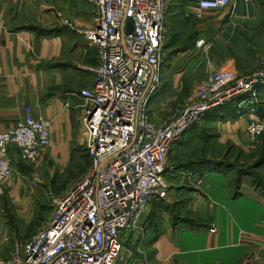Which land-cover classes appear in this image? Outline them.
Masks as SVG:
<instances>
[{
    "label": "crops",
    "instance_id": "1",
    "mask_svg": "<svg viewBox=\"0 0 264 264\" xmlns=\"http://www.w3.org/2000/svg\"><path fill=\"white\" fill-rule=\"evenodd\" d=\"M57 6L72 26L55 15ZM96 16L85 0H0V130L16 128L26 106L48 119L52 130L51 145L39 165L25 163L19 150L11 148L15 173L2 190L17 211H31L47 187H59L73 154L86 145L79 93L94 83L99 57L83 29L93 25ZM168 29V72L173 77L169 82L163 73L164 84L153 106L168 99L173 87L183 86L191 67L201 75V56L176 69L201 51L199 39L208 42L213 65L237 72L256 66L264 56V0H235L217 12L200 11L197 0H174ZM209 61L206 58L204 68ZM259 96L264 97V88ZM237 104L211 112L207 119L222 130L218 142L237 148L239 157L254 164V173L240 168L232 173L211 170V175L197 171L198 184L202 178L208 180L206 191L199 185L191 190L188 203L178 204L183 210L180 218L187 216L190 222L179 219L175 225L166 216L159 225L153 204L160 201L152 202L146 211V237L123 254L120 264H264L258 244L264 239V136L261 143H252L248 135V125L264 117V109L257 106L240 114ZM165 207L162 212L168 213Z\"/></svg>",
    "mask_w": 264,
    "mask_h": 264
},
{
    "label": "built area",
    "instance_id": "2",
    "mask_svg": "<svg viewBox=\"0 0 264 264\" xmlns=\"http://www.w3.org/2000/svg\"><path fill=\"white\" fill-rule=\"evenodd\" d=\"M173 2L95 0L96 22L84 36L97 47L99 66L94 83L79 93L91 167L54 199L51 216L38 231L16 240L0 264H120L126 233L152 202L169 193V153L187 127L237 98L254 101L259 96L264 63L247 78L212 66L189 104L170 120L156 121L153 101L164 84V45ZM234 2L197 0V6L202 12H217ZM196 45L208 48L203 39ZM248 134L252 143L264 136V117L250 122ZM51 142V122L35 116L30 106L16 128L0 130L1 193L14 175L11 148L27 163L39 165ZM258 244L264 250V239Z\"/></svg>",
    "mask_w": 264,
    "mask_h": 264
},
{
    "label": "rangeland",
    "instance_id": "3",
    "mask_svg": "<svg viewBox=\"0 0 264 264\" xmlns=\"http://www.w3.org/2000/svg\"><path fill=\"white\" fill-rule=\"evenodd\" d=\"M85 1L88 2L94 10H96L95 0ZM54 11L55 15L60 17L62 21H65L67 25L72 26L69 18L63 15V10L59 9V7L57 6ZM85 29H83V35ZM168 30L169 29H167V34ZM168 35L165 38L164 48L166 54L163 61L162 71L163 73H167V77L170 82L173 74L171 72H168V62L172 55L170 53V49L168 50V48L166 47L169 41ZM208 50L209 48L201 49L198 54H196L195 56L194 54H191L185 60H182L183 62L181 64L176 66V69L177 67L180 68L186 64L188 66L191 60L195 57L201 56L204 58L203 62L201 63L202 66L200 67V70L203 71L201 72V75H197L196 70L191 67L189 69V72L187 73V76L183 79V86L180 88L173 87V90L169 92L170 94L168 96V99L162 102L157 101L156 105L153 106L154 113L156 114V121H158V123H164L170 120L175 114L178 113L179 110L190 103V98L192 97L196 85L207 77L209 67H211L210 64L212 63L209 61V58L207 56L209 54L210 57V53ZM177 53L178 52H175V54ZM206 58L207 61H209L208 68L203 67ZM263 63L264 56L261 60L257 59L256 66L252 67L246 72L238 71L240 73L239 75L243 78L251 77L258 73V71L261 69V66H263ZM212 66L217 69L222 68L220 66L218 67V65L216 66V64H212ZM94 70L95 74L97 75L98 67H96ZM233 102H238L237 107L239 108L238 113L240 114H247V112L255 111V108L257 106H261L262 109H264V97L261 96H258L254 101H250V98L243 96L237 98V100ZM231 103L232 102L211 112L219 113V111L217 110L222 109ZM211 112L207 114L204 120L199 124L196 123L188 126L181 139L176 143V145L171 149V152L169 153V173L166 174L169 193L165 199L161 200L162 202L160 201L156 205L153 204V207L155 206V220L157 223H159V225H161L162 221L167 220L165 219L166 216L168 220L174 222L175 225L179 219H181L182 221L190 222L187 216H185L184 218H180L183 210L181 207L182 205L178 206V204H185L186 202L188 203L191 197V190L195 189V187L199 185H201L206 191L205 183L207 184L208 180L203 178L201 179L200 177L202 182L198 184L199 181L197 179V171H202V173L205 172L208 173V175H211L213 174V171L211 172V170H224L226 173H232L233 169L238 170L240 168L242 169V172L254 173V164L248 163L249 159H246L245 157H243V155L242 157H239V155H237L239 153L237 148H226L227 145H222L220 142H218L219 138L221 137L220 132L222 130L215 126L213 127V124L215 122H213L212 118H210V120L207 119ZM262 138L263 137L259 139L260 143L262 141ZM208 159H212L213 161L209 163ZM243 159L247 161L241 163ZM24 162L27 163L26 161ZM90 167L91 161L86 154V145H84L81 149H79V151L73 154L68 169L65 170V172L57 182L61 183V185L59 187H47V189H45V192L43 191L40 195L38 203H36L35 207H33L34 209L27 213L17 211L14 208L13 204L10 202L7 196V192L0 193V260L2 258L6 259L11 254L14 242L16 240L29 239L38 231L40 226L51 216L54 199L59 195H62L74 181L86 174ZM166 205H168L169 207H167V209H169L168 213L166 211L162 212V210L166 208ZM185 213H187L189 216L192 215L191 211ZM162 214L164 217L161 218L160 215ZM146 220L147 212L145 211L137 220L136 227L133 229V231L131 233H126L124 239L125 248L123 250V254H126L127 252L129 253V251H131L133 247L141 244L143 239L146 237Z\"/></svg>",
    "mask_w": 264,
    "mask_h": 264
},
{
    "label": "water",
    "instance_id": "4",
    "mask_svg": "<svg viewBox=\"0 0 264 264\" xmlns=\"http://www.w3.org/2000/svg\"><path fill=\"white\" fill-rule=\"evenodd\" d=\"M129 30L131 31L132 30V27L130 26Z\"/></svg>",
    "mask_w": 264,
    "mask_h": 264
},
{
    "label": "trees",
    "instance_id": "5",
    "mask_svg": "<svg viewBox=\"0 0 264 264\" xmlns=\"http://www.w3.org/2000/svg\"><path fill=\"white\" fill-rule=\"evenodd\" d=\"M40 31H42V30H40Z\"/></svg>",
    "mask_w": 264,
    "mask_h": 264
}]
</instances>
